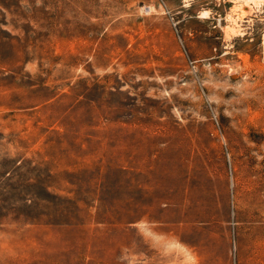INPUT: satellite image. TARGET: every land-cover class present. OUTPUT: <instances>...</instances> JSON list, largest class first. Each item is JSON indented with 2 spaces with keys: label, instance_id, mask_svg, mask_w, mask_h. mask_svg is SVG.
<instances>
[{
  "label": "rangeland",
  "instance_id": "rangeland-1",
  "mask_svg": "<svg viewBox=\"0 0 264 264\" xmlns=\"http://www.w3.org/2000/svg\"><path fill=\"white\" fill-rule=\"evenodd\" d=\"M240 2L0 0V264H264Z\"/></svg>",
  "mask_w": 264,
  "mask_h": 264
},
{
  "label": "bare ground",
  "instance_id": "bare-ground-1",
  "mask_svg": "<svg viewBox=\"0 0 264 264\" xmlns=\"http://www.w3.org/2000/svg\"><path fill=\"white\" fill-rule=\"evenodd\" d=\"M239 2H240L239 3V6H240L239 7L240 8L239 11L241 12L239 17H240V19H242V17H245L247 15V13H248L247 11L244 10L245 8H247L249 6H255V5L256 6H260L264 2V0H239ZM202 18H208V17L206 16V14H203ZM231 22H232L234 27H232L227 32H228L229 36H235L236 37L239 34V32H240L237 29L238 24H237V21L234 20V19H232ZM263 50H264V41H263Z\"/></svg>",
  "mask_w": 264,
  "mask_h": 264
}]
</instances>
